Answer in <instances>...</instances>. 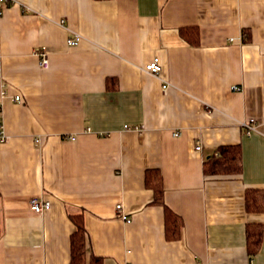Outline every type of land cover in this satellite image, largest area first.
<instances>
[{
	"label": "crops",
	"instance_id": "0c3cea01",
	"mask_svg": "<svg viewBox=\"0 0 264 264\" xmlns=\"http://www.w3.org/2000/svg\"><path fill=\"white\" fill-rule=\"evenodd\" d=\"M16 1L0 19V264H71L79 220L81 264H264V211L246 205L264 194V0ZM238 145L239 173L205 172Z\"/></svg>",
	"mask_w": 264,
	"mask_h": 264
},
{
	"label": "trees",
	"instance_id": "16d2710c",
	"mask_svg": "<svg viewBox=\"0 0 264 264\" xmlns=\"http://www.w3.org/2000/svg\"><path fill=\"white\" fill-rule=\"evenodd\" d=\"M245 37L244 41L249 39V32H243ZM241 160V147L238 146H224L219 148L216 153L206 160L205 162V172L207 174H218L226 169L231 172H240ZM156 193V202L162 204L163 200V189L160 185L154 186ZM259 190L257 189H248L246 198H247V210L249 212H263L264 211V194H258ZM172 213L166 209V221L167 227L169 229V221L171 219ZM76 223L77 228L76 232L72 236V260L71 264H81L85 258L86 252V239L87 232L86 228L83 226L82 222L79 220ZM176 225V230L179 229L181 222L179 221ZM248 236V249L249 254L254 256L258 253L262 244V228L260 225H248L247 235Z\"/></svg>",
	"mask_w": 264,
	"mask_h": 264
},
{
	"label": "built area",
	"instance_id": "2783aa9c",
	"mask_svg": "<svg viewBox=\"0 0 264 264\" xmlns=\"http://www.w3.org/2000/svg\"><path fill=\"white\" fill-rule=\"evenodd\" d=\"M18 2L16 0H0V19L3 17L6 8L10 5H14L17 4ZM33 10L30 7L24 6V12L26 13H31ZM83 39V36L80 34H76L73 37H70L68 39V44L70 46H76L79 44V42ZM38 55L40 56V66L43 69L48 68L50 62H49V57L48 54L46 52H38ZM144 71H146L147 73H150L154 76L159 77L160 73H161V65H160V61L158 58H154L153 62H151L150 64L146 65L144 67ZM170 85L168 83H164L163 84V89L166 92L169 89ZM234 90H240L239 87H234ZM5 96V93L2 92V97ZM14 100L17 102H21V96L17 95L14 97ZM3 102L0 99V142H7L9 140V137L6 135L5 131H4V125L2 123L1 120H3ZM244 127L246 129V134L247 135H252L253 132L256 131V123L255 122H250L249 123H245ZM67 139H74V137L69 136L66 137ZM197 150L201 149V146L196 147ZM51 207V203L50 201H45L42 200L40 198H33L30 202V208L31 210L36 213V214H42L45 211H47L49 208ZM116 210L118 211V215L120 216V218H122V220H124L126 223H131V219L130 217L123 211V205L121 203H119L116 206Z\"/></svg>",
	"mask_w": 264,
	"mask_h": 264
}]
</instances>
